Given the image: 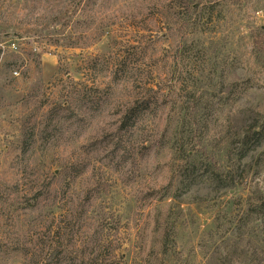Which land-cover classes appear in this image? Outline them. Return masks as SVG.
<instances>
[{
	"label": "rangeland",
	"instance_id": "374dc122",
	"mask_svg": "<svg viewBox=\"0 0 264 264\" xmlns=\"http://www.w3.org/2000/svg\"><path fill=\"white\" fill-rule=\"evenodd\" d=\"M223 2L0 0V264H264V0Z\"/></svg>",
	"mask_w": 264,
	"mask_h": 264
},
{
	"label": "trees",
	"instance_id": "16d2710c",
	"mask_svg": "<svg viewBox=\"0 0 264 264\" xmlns=\"http://www.w3.org/2000/svg\"><path fill=\"white\" fill-rule=\"evenodd\" d=\"M223 4L226 5L228 3V0H223ZM78 5V4H77ZM80 5V3H79ZM208 5H211V3H208ZM214 6H212L210 8H207L208 11L213 10ZM206 9V8H205ZM205 12L202 8V2H197V3H193L191 6L189 5V7H187V9H185V12L182 13L181 15V27L179 28L181 35L180 41L178 43V50L180 49V52L182 51V49L184 50L186 48L187 41H188V34L189 32L194 33L195 31L199 30L200 26H201V22L204 18ZM180 37V36H179ZM120 70L117 69V67L113 68V72H112V76H117ZM192 92H188L187 95H191ZM190 99V100H189ZM186 99V102H192L194 98H189ZM149 109V105L146 102L143 101H138L136 103H132L131 106H129L128 108H126L125 110L122 111V115H121V119L123 121V123H125L126 121H137V118H140L141 116H143L144 114H148L147 110ZM259 127V128H258ZM254 133L253 136L255 137V140L260 139L259 135L260 133L263 131V129L256 125L253 127ZM225 186L228 185V179L231 176L232 172L228 171L225 173ZM213 176L211 177V180H216L218 182H223V179L218 175V174H212ZM190 177V175L188 174H184V176L182 177V182L185 181V179H188ZM214 178V179H213ZM230 185V184H229ZM233 186V185H232ZM65 251V250H64ZM63 253V249L61 247H57L55 248L54 252H52L50 254V257L48 258V264H56L54 261Z\"/></svg>",
	"mask_w": 264,
	"mask_h": 264
},
{
	"label": "built area",
	"instance_id": "2783aa9c",
	"mask_svg": "<svg viewBox=\"0 0 264 264\" xmlns=\"http://www.w3.org/2000/svg\"><path fill=\"white\" fill-rule=\"evenodd\" d=\"M12 46H13V47H15V46H16V44L14 43V44H12Z\"/></svg>",
	"mask_w": 264,
	"mask_h": 264
}]
</instances>
